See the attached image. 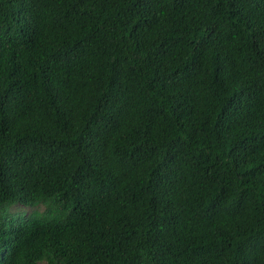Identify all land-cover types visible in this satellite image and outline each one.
<instances>
[{"label": "trees", "instance_id": "obj_1", "mask_svg": "<svg viewBox=\"0 0 264 264\" xmlns=\"http://www.w3.org/2000/svg\"><path fill=\"white\" fill-rule=\"evenodd\" d=\"M0 264H264V0H0Z\"/></svg>", "mask_w": 264, "mask_h": 264}, {"label": "rangeland", "instance_id": "obj_2", "mask_svg": "<svg viewBox=\"0 0 264 264\" xmlns=\"http://www.w3.org/2000/svg\"><path fill=\"white\" fill-rule=\"evenodd\" d=\"M19 207H17V209H18ZM20 208H22V207H20Z\"/></svg>", "mask_w": 264, "mask_h": 264}]
</instances>
